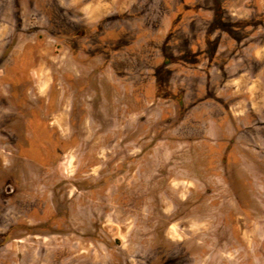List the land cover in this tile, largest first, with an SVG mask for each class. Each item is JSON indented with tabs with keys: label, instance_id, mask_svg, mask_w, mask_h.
<instances>
[{
	"label": "rangeland",
	"instance_id": "1",
	"mask_svg": "<svg viewBox=\"0 0 264 264\" xmlns=\"http://www.w3.org/2000/svg\"><path fill=\"white\" fill-rule=\"evenodd\" d=\"M0 264H264V0H0Z\"/></svg>",
	"mask_w": 264,
	"mask_h": 264
}]
</instances>
